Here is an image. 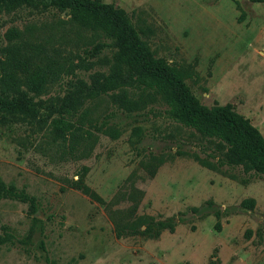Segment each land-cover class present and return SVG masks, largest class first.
<instances>
[{
    "label": "rangeland",
    "instance_id": "obj_1",
    "mask_svg": "<svg viewBox=\"0 0 264 264\" xmlns=\"http://www.w3.org/2000/svg\"><path fill=\"white\" fill-rule=\"evenodd\" d=\"M101 1L126 13L156 58L192 68L187 84L202 105H232L264 138V4ZM69 19L56 10L0 13V58L10 43L26 42L49 54L55 48L61 59L94 63L93 47L107 43L99 56L111 60L113 43ZM12 28L24 41L8 40ZM105 69L96 63L76 77L88 81ZM65 82L50 96L62 97ZM68 120L88 133L72 151L51 143L50 128L36 132L0 118V179L36 202L33 211L27 203L0 199V236L14 237L13 244L0 245V264H264V176L239 166L202 165L195 157L218 162L208 141L169 119L160 101L127 114L100 96ZM82 187L107 205L91 200ZM248 200L252 207L243 204ZM135 202L136 216L169 222L173 232L118 238L108 210Z\"/></svg>",
    "mask_w": 264,
    "mask_h": 264
},
{
    "label": "trees",
    "instance_id": "obj_2",
    "mask_svg": "<svg viewBox=\"0 0 264 264\" xmlns=\"http://www.w3.org/2000/svg\"><path fill=\"white\" fill-rule=\"evenodd\" d=\"M248 1L264 4V0ZM22 9L38 13L68 12L70 24L110 41L116 51L111 60H104L99 54L109 45L98 43L89 54L96 61L87 63L81 57L58 58L57 49L52 48L49 54L40 44L10 43L0 58L1 119L26 124L36 132L50 128L51 143L63 149L67 146L72 151L86 141L88 133L84 134L81 126L68 119L77 116L87 101L107 96L110 104L127 114L139 113L160 101L169 119L208 141L210 157L218 162L214 165L195 157L202 165L212 170L217 166H239L245 174L253 172L264 176V138L259 130L232 105H202L187 84V79L194 75L192 68H176L156 58L122 9L101 0H0V13L10 14ZM6 36L9 41H24L15 28ZM96 63L106 69L89 74L88 81L76 77L77 70L87 72ZM65 79V94L50 96ZM106 132L116 138L114 130ZM82 190L91 200L107 205L95 192L86 187ZM0 199L27 203L33 211L36 207L33 197L12 185L7 186L1 179ZM243 204L252 207L254 201ZM136 209L137 203L122 211L108 210L118 238L125 232L146 237L158 236L163 230L173 232L174 226L169 222L136 216ZM13 242L14 237L9 233L0 236V245Z\"/></svg>",
    "mask_w": 264,
    "mask_h": 264
}]
</instances>
